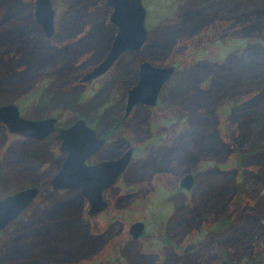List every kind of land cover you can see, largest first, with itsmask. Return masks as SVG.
<instances>
[{"label": "rangeland", "instance_id": "rangeland-1", "mask_svg": "<svg viewBox=\"0 0 264 264\" xmlns=\"http://www.w3.org/2000/svg\"><path fill=\"white\" fill-rule=\"evenodd\" d=\"M13 1L0 0V104L34 118L28 93L50 78L41 96L60 99L43 116L63 125L79 112L100 131L117 126L99 154L133 144L139 157L107 190L110 206L89 228L77 192L61 198L44 187L43 210L31 206L2 229L0 264L264 261V0H142L147 40L86 81L82 73L115 33L105 0H51L48 36L34 21L35 0ZM142 60L176 69L156 105H136L122 117ZM52 140L18 135L0 121V196L54 169L62 156ZM189 170L194 181L185 191L178 179ZM137 217L149 234L159 229L151 243L128 237ZM160 236L166 242H156Z\"/></svg>", "mask_w": 264, "mask_h": 264}, {"label": "water", "instance_id": "water-1", "mask_svg": "<svg viewBox=\"0 0 264 264\" xmlns=\"http://www.w3.org/2000/svg\"><path fill=\"white\" fill-rule=\"evenodd\" d=\"M110 7L108 18L114 25L115 33L112 42L104 56L92 68L82 73L80 81L94 79L102 75L125 50L139 49L147 40L146 6L142 0H105ZM34 21L40 24L42 31L48 36L53 30L55 10L51 0L34 1ZM174 64H153L149 60H142L138 66V75L134 84L127 89L126 111L135 103L153 104L163 81L174 72ZM55 116L40 118L23 116L15 103L0 104V121L7 125L10 132L24 136H34L37 139L45 137L54 129ZM60 149L66 150L67 155L61 167L50 178L53 186L60 188L79 187L80 192L89 200L88 213L99 211L104 207L105 201L101 191L109 185L128 163L131 149L126 150L118 158L98 161L96 164H85L87 155L94 152L103 140L95 134V130L81 117L67 126L58 127ZM1 171V166H0ZM193 174L186 172L180 179V185L189 187L193 181ZM38 188L25 186L0 196V231L12 221L23 208L27 206L37 193ZM135 235L143 229L142 222L131 224ZM201 264H229L226 259L219 263Z\"/></svg>", "mask_w": 264, "mask_h": 264}, {"label": "flooded vegetation", "instance_id": "flooded-vegetation-1", "mask_svg": "<svg viewBox=\"0 0 264 264\" xmlns=\"http://www.w3.org/2000/svg\"><path fill=\"white\" fill-rule=\"evenodd\" d=\"M175 66V65H174ZM176 67V66H175ZM174 67V72H175V68ZM137 70H138V67H137ZM106 71V70H105ZM104 71V72H105ZM173 72V73H174ZM103 74V73H102ZM137 75H138V72L136 73V78H135V80H133V82H132V85L134 84V82L136 81V79H137ZM170 78V77H169ZM168 78V79H169ZM168 79H166L165 81H163V83H162V85L160 86V89H159V91L157 92L158 93V95H157V97H156V100H155V102L153 103V104H145V103H142V102H139V103H135V104H133V106L128 110V111H126V106H125V104H126V99H127V90H126V93H124V96H123V98H122V101H123V104H122V109H123V114H122V117H126V116H128V113L136 106V105H139V104H142V105H144V106H148V107H150V106H154V105H156V103H157V100H158V97H159V95H160V91H161V89H162V87L167 83V81H168ZM132 85H130L128 88H130ZM127 88V89H128ZM20 110V109H19ZM21 113V112H20ZM51 116V115H50ZM55 116V115H54ZM40 117H43V115H40V116H35L34 118H40ZM79 117H81L82 119H84L85 121H86V123L89 125V126H91L94 130H95V134H96V136L97 137H99V138H102V140H103V142H102V144L99 146V147H97V149L94 151V152H92V153H90L89 155H87L86 156V158L84 159V163L85 164H96V163H98V161H101V160H108V159H110V158H118L120 155H122L126 150H128V149H131V152H130V157H129V161H128V163L126 164V166L120 171V173L117 175V177L112 181V182H110L109 183V185H107L106 187H104L103 189H102V191H101V195H102V198H103V200L105 201V204H104V207L102 208V209H100L99 211H96V212H92V213H88V210H89V200H88V198H87V196L86 195H84V194H82L81 192H80V189H79V187H66V188H60V187H57V186H53L49 181H50V178L53 176V174H54V172L55 171H57L60 167H61V163L63 162V160H64V158L66 157V155H67V152H66V150H64V151H62L61 149H60V144H61V142H60V139L57 137V135L59 134V131H57V128L58 127H63V126H67V125H69V124H71L72 122H74V120L76 119V118H79ZM55 118H56V116H55ZM74 120H72L71 122H69V123H66V124H63V125H59V121L57 120V118L55 119L56 121H55V123H54V129L52 130V132H50L49 134H47L45 137L47 138L48 136H52L53 138H54V141L52 140V148H53V150L54 151H57V153H58V155H61L62 157H61V160L58 162V164L54 167V169H52V171H50V170H48V171H46L45 170V172H43V179L40 181L39 180V178L37 177V179L35 180V179H33L30 183L29 182H23L22 184H19V185H17L16 187H14V189H12L10 192H7V193H4L3 195H6V194H8V193H11V192H13V191H18V190H20V189H22L23 187H25V186H35V187H37L38 188V190H37V193L33 196V200L27 205V206H25L24 208H23V211H21L17 216H16V218L17 217H20V218H23V215L24 214H28L27 213V211L28 210H30L29 208L31 207V206H34V208H32L33 209V213H34V211L35 212H39V211H41V210H43L42 209V200H44V199H42L40 196H41V193H42V190H43V188L44 187H51V188H53L54 190H56V192L57 193H59V197H61V198H64L65 196V194H66V192H68V191H70V192H77L76 194L79 196V198L80 199H82V203L84 204V202H86L87 203V209L85 210V212L83 213L84 214V218L86 219V221H87V225H88V228H89V225H90V222H91V218H92V216H96V215H98V214H100L102 211H106L108 208H109V199L107 198V190L111 187V186H114V185H116L117 183V181L120 179V177L122 176V173H124V171H125V169L129 166V164L131 163V159L133 158V157H139L138 155H136V150H137V148L138 147H136L135 145H133V144H130V145H128L125 149H123V150H121V151H119L118 153H116V154H110V155H108V156H101L99 153H100V150L101 149H103V148H105V147H107L108 146V143L112 140L111 138V134L112 133H114V132H117L118 130H119V128H117V126H115V127H112V128H107V130H102V131H100L99 129H97V128H95L93 125H91L88 121H87V119L84 117V116H82V115H76L74 118H73ZM14 133V132H13ZM18 134V133H17ZM19 135V134H18ZM21 136H24V135H22V134H20ZM31 136V135H30ZM30 136H24V137H30ZM32 137H34V136H32ZM34 138H36V137H34ZM44 138V137H43ZM37 139V138H36ZM42 139V138H41ZM41 139H38V140H41ZM0 166H1V161H0ZM1 170H2V166H1ZM187 172H191L190 170L189 171H187ZM192 174H193V177H192V179L194 178V172H191ZM184 174H186V173H184ZM183 174V175H184ZM0 175H1V171H0ZM183 175H181L180 176V178L178 179L179 180V182H178V187L180 188V189H184L185 191H187L188 189H191V187H192V184H193V181H194V179H193V181H192V183H191V185L189 186V187H187V188H185L184 186H181L180 185V182H181V178H182V176ZM127 190H128V192L129 193H132V191L134 190V187L132 186H127ZM83 206V205H82ZM155 220H157V219H155ZM135 221H140V222H142V226H143V229H142V231L140 232V234H137V235H135V233H134V231H132V229H131V224H133V222H135ZM160 221V220H159ZM155 222V221H154ZM155 224H156V222L153 224V226H155ZM127 235H128V237H130L131 238V240L133 241V240H136V241H144L145 240V238H149V243H151L153 240H155V236H157L156 235V232H158L159 231V229L157 228L156 229V231L155 232H151V234H149V231H148V225H147V223H146V221H145V219L143 218V217H137V218H133V220H131V221H129V223L127 224ZM3 229V228H2ZM2 231V230H1ZM89 232L90 233H95V232H92V231H90L89 230ZM97 233V232H96ZM98 236H100V234L98 235ZM158 237V236H157ZM148 240V239H147ZM166 242V238H164V237H162V236H160L159 237V239L156 241V242ZM193 243L192 242H190V244L188 245V246H186V247H184L183 248V252L184 253H187L188 251H190V249H192L191 247V245H192ZM116 259V261L117 262H122L123 260H121V257H119V256H116L115 257ZM227 261H228V263L230 262L228 259H226ZM220 261H222V260H220ZM219 261V262H220ZM219 262H213V263H219ZM149 264H153V262L152 261H149ZM199 264H201V263H199Z\"/></svg>", "mask_w": 264, "mask_h": 264}, {"label": "trees", "instance_id": "trees-1", "mask_svg": "<svg viewBox=\"0 0 264 264\" xmlns=\"http://www.w3.org/2000/svg\"><path fill=\"white\" fill-rule=\"evenodd\" d=\"M9 2L11 3V5H13V0L11 1V0H9ZM10 5V4H9ZM20 32H23V31H17V32H15L16 34H18V33H20ZM113 31L111 32V34H110V37H112V35H113ZM107 47H108V44H106V45H104L102 48H100V52H101V55H100V57H99V59L100 58H102L103 56H104V53L106 52L105 50L107 49ZM7 50H9V49H7ZM7 50H5V51H7ZM98 59V60H99ZM41 81V80H40ZM52 81L50 80V78H48V79H44V80H42L41 81V83H39V88H37L36 90H33V91H31V92H29L28 94H29V100L27 99V101L28 102H30L29 104H28V107L29 106H31V108H33L32 110H34V112H35V115H33V116H40V115H43L45 112H46V110H49V108H51V107H48V104L52 101L51 99H60L59 98V94L57 93V95L55 94V95H53L54 94V92H51L52 93V95H50L49 97H47V99H44V98H42V93H46V92H48V88H47V86H49L50 85V83H51ZM27 94V95H28ZM26 95V96H27ZM25 96V97H26ZM26 99V98H25ZM23 100H24V98H23ZM22 100V101H23ZM50 101V102H49ZM49 102V103H48ZM41 106V107H40ZM77 115H82V116H84V114H81V113H79V112H77ZM12 190V189H11ZM10 190V191H11ZM9 191V192H10ZM2 234V232L0 231V235ZM227 255H225L224 254V258L226 257ZM223 259V258H222ZM229 264H230V262H229ZM240 264H264V261L260 258V259H258V258H256L255 260H253V261H251V262H247V261H243V262H240Z\"/></svg>", "mask_w": 264, "mask_h": 264}]
</instances>
